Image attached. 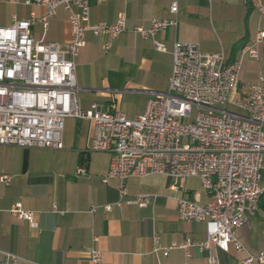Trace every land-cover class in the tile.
Wrapping results in <instances>:
<instances>
[{
	"label": "crops",
	"instance_id": "obj_1",
	"mask_svg": "<svg viewBox=\"0 0 264 264\" xmlns=\"http://www.w3.org/2000/svg\"><path fill=\"white\" fill-rule=\"evenodd\" d=\"M27 0H0V27L12 25L14 19H28L31 13L44 10L26 5ZM177 3V15L171 5ZM264 0H108L93 3L90 23L114 24L122 18L126 31L111 41L105 51L106 37L86 35V45L75 61V76L82 110L93 104L114 107L128 118L141 115L147 102L157 93H166L173 70V47L176 42L196 43L203 53L223 52L228 62L247 56V48L255 39L257 29H264V17L258 7ZM176 19V27L143 39L136 27L149 29L154 20ZM36 40L67 45L70 40L68 14L59 8L45 32L36 25ZM154 41L165 45L156 49ZM256 61L264 74V40L258 47ZM256 71L246 70L240 76V89L256 83ZM137 101L132 112L127 101ZM242 114L243 112L238 111ZM66 125V124H65ZM77 143L70 142L66 126L64 149L21 148L0 145V173L11 176L10 185L0 184V264L4 253L15 254L20 264H91L89 250L102 252L101 264H240L248 254L264 251V194L259 208L248 223L236 231L247 252L226 253L215 246L200 253L197 248H173L168 256L153 251V236L159 237L162 248L187 240H207L204 223L182 221L177 201L184 197L200 205L209 202L198 178H190L184 189H175L174 181L161 175L130 178L126 182L128 199L149 196L146 208L126 201L117 207L120 181L102 180L109 170L111 154L89 150L91 124L79 125ZM78 131V130H77ZM79 133V132H78ZM79 168L85 173L80 174ZM261 185L264 187V170ZM35 212V222L16 219L10 210L16 204ZM262 203V205H261ZM113 204L110 212L102 206ZM92 206H97L91 213Z\"/></svg>",
	"mask_w": 264,
	"mask_h": 264
},
{
	"label": "built area",
	"instance_id": "obj_2",
	"mask_svg": "<svg viewBox=\"0 0 264 264\" xmlns=\"http://www.w3.org/2000/svg\"><path fill=\"white\" fill-rule=\"evenodd\" d=\"M108 0H27L26 5L40 7L42 15L31 13L28 19H14L12 25L0 27V145L21 148L63 150L67 119L91 124L89 150L111 154L109 170L102 180L120 181L117 207L126 201L146 208L151 199L140 195L128 199L126 182L130 178L151 175L174 181L175 189H184L190 178H198L209 202L200 205L181 197L177 201L182 221L204 223L207 240H187L162 248L154 235L153 251L168 256L173 248L195 247L205 253L215 246L223 252H247L236 231L255 215L264 194L261 185L264 170V75L256 83L240 89L243 62L227 61L223 52L203 53L196 43L176 42L173 47V70L168 91L154 94L145 111L128 118L114 107L93 104L82 110L75 76V61L86 45L87 33L111 41L126 31L122 18L114 24L90 23L93 3ZM59 8L68 14L70 40L67 45L36 40V25L45 32ZM264 17V5L258 7ZM177 3L171 13L177 15ZM176 19L154 20L149 29L136 27L143 39H153L157 32L176 27ZM264 40L259 27L247 48L253 59L259 58L258 47ZM156 49L166 51L154 41ZM232 105L242 114L224 110ZM198 112L193 117L194 109ZM80 174L85 173L79 168ZM12 178L0 173V184L10 185ZM113 204L102 206L106 212ZM97 206H92L91 213ZM18 220L35 222V212L18 203L10 210ZM91 264H101L102 252L89 250ZM24 259L4 253L1 264H20ZM210 264L217 263L213 256ZM240 264H264V251L248 254Z\"/></svg>",
	"mask_w": 264,
	"mask_h": 264
},
{
	"label": "rangeland",
	"instance_id": "obj_3",
	"mask_svg": "<svg viewBox=\"0 0 264 264\" xmlns=\"http://www.w3.org/2000/svg\"><path fill=\"white\" fill-rule=\"evenodd\" d=\"M242 62H243V66H242V71H241V77L243 75V72H245L246 70H248L250 72L256 71L257 76L260 75V73L258 75L259 67H258L256 61L253 60L248 53H247L246 57L244 56L242 58ZM125 106L127 108H129L130 111L135 112V110L139 107V104H138L137 101H134V100L132 101L131 100V101H127L125 103ZM221 108H224V110H228V111H232V112H237L238 111L237 108H235L234 106H232L230 104H228V105H226L224 107H221ZM197 112H198V110L195 108L194 112H193V117L196 115ZM83 122L84 121L75 120V119H67L66 120V125H65L66 126V131H67V135L70 138V142L71 143L72 142H75V143L78 142L79 137L81 135L79 125H81V123H83Z\"/></svg>",
	"mask_w": 264,
	"mask_h": 264
},
{
	"label": "trees",
	"instance_id": "obj_4",
	"mask_svg": "<svg viewBox=\"0 0 264 264\" xmlns=\"http://www.w3.org/2000/svg\"><path fill=\"white\" fill-rule=\"evenodd\" d=\"M261 205H262V203H261ZM263 207H264V203H263V205H262Z\"/></svg>",
	"mask_w": 264,
	"mask_h": 264
}]
</instances>
